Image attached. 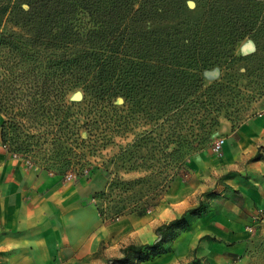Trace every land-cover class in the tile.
<instances>
[{
  "label": "trees",
  "instance_id": "16d2710c",
  "mask_svg": "<svg viewBox=\"0 0 264 264\" xmlns=\"http://www.w3.org/2000/svg\"><path fill=\"white\" fill-rule=\"evenodd\" d=\"M247 37L255 50L237 56ZM214 67L226 73L205 86L202 74ZM258 72L264 74V0H0L2 145L62 180L92 175L82 164L70 168L85 142L81 128L102 148L132 119L148 126L141 140L162 151L186 127L190 140L180 144L193 147L198 137L209 140L224 108L233 109L224 117L234 124L240 111L232 105L264 93V83L249 95L240 89V79ZM75 88L82 100L69 103ZM116 98L126 107H115ZM260 159L257 152L248 161ZM201 205L158 226L153 242L121 248L115 264L170 253L188 217H201ZM195 249L186 264H197Z\"/></svg>",
  "mask_w": 264,
  "mask_h": 264
},
{
  "label": "rangeland",
  "instance_id": "374dc122",
  "mask_svg": "<svg viewBox=\"0 0 264 264\" xmlns=\"http://www.w3.org/2000/svg\"><path fill=\"white\" fill-rule=\"evenodd\" d=\"M245 41L254 42L251 37ZM248 54L236 51L237 56ZM259 62L256 59L251 67L257 68ZM243 65L245 62L239 63L237 72L243 73ZM225 73V68L219 67L204 71L205 86ZM258 73L260 75L252 74L248 79L239 80L240 89L247 95L264 83V74ZM246 84L248 88L245 90ZM262 97L264 93L251 102L232 105L240 111V118L234 120V124L224 117L233 109L224 108L220 124L209 140L202 142L198 137L193 147L180 144L190 140L191 134L186 127L180 129L178 137L172 138L173 143L162 151L156 141L144 143L141 140L148 126L136 125L132 119L125 120L122 133H116L113 140L102 148L95 147L90 142L91 137L81 128L85 142L75 149L77 155L75 153L72 158L70 168L77 172L82 164L83 168L92 171L89 179L77 176L72 181L89 180L95 189L91 202L109 232V237L101 241L99 251L95 253L96 259L103 260L98 264H115L114 260L122 257L121 248L136 243L138 230L143 229L147 238V234L151 236L154 224L167 220L173 212L197 207L199 201L202 203L201 217H188L189 227L171 243V252L139 264H186L192 260L194 248L197 264H264V208L246 209L241 191L232 186L233 182H238L236 185L241 187L256 185L246 172L248 154L254 146L248 130L251 122L264 112V106L259 103ZM67 100L69 103L80 102L81 90L69 91ZM82 104H75L77 106H72L71 111ZM114 105L119 109L126 107L121 98H116ZM79 119V123L85 121L83 117ZM3 120L0 115V123ZM219 139H223L224 144L221 153L217 154L213 146ZM228 218L243 234L239 242L244 247L239 254L212 245L211 237L218 239L212 233L220 230V225L221 229H228L227 224H223ZM201 234L210 239L204 238L197 243ZM107 249L111 251L110 255L105 254Z\"/></svg>",
  "mask_w": 264,
  "mask_h": 264
},
{
  "label": "crops",
  "instance_id": "0c3cea01",
  "mask_svg": "<svg viewBox=\"0 0 264 264\" xmlns=\"http://www.w3.org/2000/svg\"><path fill=\"white\" fill-rule=\"evenodd\" d=\"M254 50L255 43L245 39L236 47L240 54ZM259 103L264 106V97ZM248 132L254 142L249 158L257 152L264 157V112L251 122ZM246 172L256 185L241 187L233 182L232 186L241 191L246 209H262L264 159L249 162ZM94 191L89 180L64 182L58 175L13 158L2 145L0 123V264L102 263V258L96 259L95 253L101 241L109 237V232L91 202ZM184 211L185 208L173 212L167 220L154 224L151 236L147 234L148 239L143 229L138 230L137 241L132 244L153 242L155 229ZM223 222L229 228L221 229L220 225V230L212 233L218 238L211 240L212 245L239 254L244 247L239 242L242 231L229 218ZM203 236L207 235H199L196 242ZM105 254L110 255L111 251L107 249ZM87 259L90 261L83 262Z\"/></svg>",
  "mask_w": 264,
  "mask_h": 264
},
{
  "label": "built area",
  "instance_id": "2783aa9c",
  "mask_svg": "<svg viewBox=\"0 0 264 264\" xmlns=\"http://www.w3.org/2000/svg\"><path fill=\"white\" fill-rule=\"evenodd\" d=\"M223 144H224V140H223V139L216 140L215 143H214V146H213V150H214V152H216L217 154H218V153H221ZM10 154H11V156H12L13 158H15V159H20L19 156H18L16 153H10ZM23 161H24V160H23ZM24 162H25V164H27L29 167H32V166H33V165H31V163H29V161H27V160L24 161ZM73 178H74V177H73L72 174H68V175H66V176L64 177L63 181H64V182L72 181ZM253 218H254V216H253Z\"/></svg>",
  "mask_w": 264,
  "mask_h": 264
}]
</instances>
